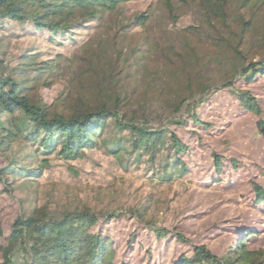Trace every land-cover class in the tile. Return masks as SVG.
<instances>
[{"label": "trees", "instance_id": "obj_1", "mask_svg": "<svg viewBox=\"0 0 264 264\" xmlns=\"http://www.w3.org/2000/svg\"><path fill=\"white\" fill-rule=\"evenodd\" d=\"M130 1L0 0V23L11 20L31 24L32 33L36 37L47 35L49 44L76 43L71 55L62 51L47 57L39 46H30L12 65L0 38V153L5 154L6 162L0 168V183L4 192L12 195L14 183L20 178L30 185L37 182L53 155L71 163L97 148L114 157L125 170L147 162L155 179L189 177L191 166L186 158L198 151L196 143L203 137H197L199 132L191 127L197 125L207 132L219 125L215 130L222 131L221 122L203 119L201 106L211 102L213 93L224 89L230 99L237 100L235 113L258 117L264 139L260 102L241 86L264 78V52L256 59L253 46H246L247 35L257 29L256 14L253 12L248 20L240 14L235 33L228 0H195L217 33L206 31L201 39L210 37L219 56L203 58L187 39L167 44L149 34L135 38V28L145 27L152 13L146 10L130 17L126 6ZM239 2L241 9L257 5L256 11L264 5V0ZM164 3L172 15L170 0ZM91 27L95 34L78 45L76 35ZM198 27L190 26L185 31L198 36L202 34ZM59 37L61 40H57ZM150 65L157 68L148 70ZM213 65L219 69L217 78L208 75ZM142 80L148 83L140 91L138 82ZM58 83L61 90L48 103L40 89ZM210 157L214 172L211 177L204 176V185L209 187L230 172L232 177L224 186L247 184L243 193L249 194L253 207L264 214V182L254 172L245 181L238 179L245 173L240 159L225 158L217 151ZM142 216L138 209L110 210L100 215L80 199L59 212L46 203L28 215H19L6 234L0 215V237L7 242L0 247V264H15L12 257L19 247L31 254L30 244L42 245L41 241L47 246L41 257L44 264H138L142 259L145 264H155L151 259L153 248L139 244L138 237L146 231L155 240L188 246L174 252L166 264H264V249L256 246L264 240V233L254 221L230 228L233 238L219 254L206 244L190 242L181 231L145 223ZM129 218L136 220L138 228L130 233L123 257L118 260L115 238L107 228L116 220ZM50 257L56 260L50 261ZM29 264L40 263L32 256Z\"/></svg>", "mask_w": 264, "mask_h": 264}, {"label": "rangeland", "instance_id": "obj_2", "mask_svg": "<svg viewBox=\"0 0 264 264\" xmlns=\"http://www.w3.org/2000/svg\"><path fill=\"white\" fill-rule=\"evenodd\" d=\"M164 1L132 0L126 5L130 17L146 10L152 13L145 27L135 28V38L149 34L152 38L156 37L167 44L177 42L180 44L187 39L198 47V52L204 55L203 58L219 56L210 37L201 39L206 31L213 32V30L206 22L197 2L170 0L173 14L169 15L168 5ZM239 1L228 0L227 8L233 20L232 28L237 33L239 30L237 21L240 14L246 17L245 20L250 19L253 12L256 14L254 20L257 29L255 33L247 35L246 46H253L252 54L258 59L264 52V47H261V42L264 41V5L258 11H256L257 5H248L241 9ZM190 26H199L198 33L202 34L197 36L185 31ZM93 30L91 27L90 30L83 31L80 36L76 35L78 45H83L90 40L95 34ZM32 32L31 24L22 25L11 20L0 23V38H3L2 42L8 50L7 58L12 65L17 64L19 56L30 46H39L45 57L62 51L71 55L76 51L73 49L76 45L73 41L64 46H57L55 43L47 42V35L37 34L38 37H36ZM59 39L60 37L57 40ZM157 62L160 61L157 60ZM156 65H150L148 70L156 69ZM208 75L213 78L219 77V69L216 65L212 66ZM138 83L142 91L148 81L142 80ZM241 86L249 89L258 98L264 120V78L260 77L248 84L242 83ZM60 90L61 85L58 83L51 88L43 87L40 89V94L45 101L51 103ZM229 97L228 90L217 91L212 94L211 102L206 104L207 107L201 106L203 119L215 123L221 122L223 129L216 131L215 129L221 126L213 125L210 130L207 129V132H204L197 125H192V130L199 132L197 137L201 135L203 137L196 143L199 147L198 151L186 158L191 166V176H176L167 181L158 180L153 177V169L147 162L132 164L128 170H125L114 157L106 155L99 148L89 150L85 158L76 159L71 163L53 155L48 169L41 177H37V182L30 185L26 183L25 178L18 179L14 183L12 195L4 192L0 183V215L6 234H9L12 224L22 213L28 215L34 208L39 209L46 203L50 204L54 212H59L77 203L79 199L104 216L110 210L121 212L138 209L143 214L145 223L152 222L171 230L181 231L190 242L196 245L206 244L219 254L233 238L228 230L238 224H249L254 221L256 228L264 233V214L253 207L249 194L243 193L247 184L233 188L225 187L227 180L232 177L230 172L223 174L220 181L211 182L209 187L203 183L204 176L211 177L214 172L213 166L210 165L212 151H217L225 158L233 157L242 160L241 166H244L245 173L242 176L239 173L238 179L245 181L251 177L249 173L254 172V175L264 182V139L258 129L259 119L255 114L235 113L237 100ZM211 131H216V134ZM4 156V153H0V168L6 163ZM137 228L138 224L134 218L119 219L109 224L107 233L115 238L116 259H122L127 238ZM90 230L93 231V228ZM138 238L140 246L153 248L154 255L151 259L155 264H166L174 252H181L188 248L186 245L175 242L155 240L148 231ZM41 243L42 245L30 244L32 255L19 247L12 257L13 262L29 264L33 256L38 263L44 264L41 262V257L46 254L47 246L42 241ZM6 244V240L0 237V247ZM140 246L138 245L137 248ZM256 246L264 249V240L258 242ZM143 253L145 255L143 249H140V254ZM1 260L3 257L0 250ZM49 260H56V257H50ZM145 263V259L138 262V264Z\"/></svg>", "mask_w": 264, "mask_h": 264}]
</instances>
